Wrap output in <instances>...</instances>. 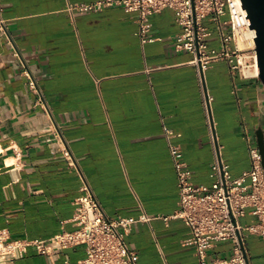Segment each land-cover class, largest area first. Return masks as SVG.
<instances>
[{"label":"crops","instance_id":"crops-1","mask_svg":"<svg viewBox=\"0 0 264 264\" xmlns=\"http://www.w3.org/2000/svg\"><path fill=\"white\" fill-rule=\"evenodd\" d=\"M95 1L0 0V230L31 243L0 264L85 259L84 246L50 241L77 230L85 186L107 217L137 221L125 237L137 264H200L195 248L184 245L190 228L173 218L179 186L164 128L176 135L170 141L181 147L195 185L214 183L212 134L231 177H241L252 166L247 138L257 143L256 131L264 130L256 67L235 69L233 57L202 70L194 54L177 49L183 30L169 8L150 16L149 42L123 7L66 11ZM206 24L209 50H219L230 27ZM248 54L240 57L252 64ZM240 222L260 223L250 211ZM233 249L232 241L215 244L208 262L229 259ZM245 249L249 264H264L262 235L250 233Z\"/></svg>","mask_w":264,"mask_h":264},{"label":"built area","instance_id":"built-area-1","mask_svg":"<svg viewBox=\"0 0 264 264\" xmlns=\"http://www.w3.org/2000/svg\"><path fill=\"white\" fill-rule=\"evenodd\" d=\"M111 7H123L127 12L135 14L140 26L138 33L144 42L153 40L149 35L152 27L150 16L168 8L174 10L176 21L183 30L177 40V49L194 54L193 62L200 64L202 70L211 60L227 58L232 62L233 57H237L235 69L244 65L246 68H258L256 33L249 28L247 12L241 0H99L70 4L66 11L70 14L92 13ZM222 16H228V20L221 22ZM207 20L217 23L219 30L225 25L230 27V34H222L219 50H209L208 40L212 31L206 24ZM5 31L6 23L0 16V37ZM241 42L244 47L240 46ZM232 43H235V47H232ZM244 51L249 53L248 59L252 60V64H245V60L240 57ZM29 86L33 90L37 89L33 79H30ZM164 132L169 141L179 186L180 207L173 218L183 220L190 228V237L184 241V245L195 248L200 264H210L208 251L219 242L232 241L234 249L231 257L217 258L211 264H249L246 239L254 232L264 237V168L258 144L252 137L247 138L252 166L241 177L234 179L212 134L214 183L211 186H197L192 182V172L184 161L181 147L170 141L176 135L167 127ZM63 157L71 158V152L65 149ZM83 192L76 202L73 218L77 230L63 232L50 241L65 248L84 246L86 257L78 264H137L138 254L129 248L125 240L127 231L137 221L132 218L107 217L88 186L83 188ZM248 211L259 218L258 225L241 224L240 220ZM147 220L145 216L138 221ZM257 226L261 229H255ZM37 243L42 245L44 242ZM30 245L26 241L11 240L6 230H0V261L18 258Z\"/></svg>","mask_w":264,"mask_h":264},{"label":"water","instance_id":"water-1","mask_svg":"<svg viewBox=\"0 0 264 264\" xmlns=\"http://www.w3.org/2000/svg\"><path fill=\"white\" fill-rule=\"evenodd\" d=\"M247 12L249 28L256 33L255 52L257 56L258 77L264 88V0H241ZM257 144L262 155L264 168V130L256 131Z\"/></svg>","mask_w":264,"mask_h":264},{"label":"bare ground","instance_id":"bare-ground-1","mask_svg":"<svg viewBox=\"0 0 264 264\" xmlns=\"http://www.w3.org/2000/svg\"><path fill=\"white\" fill-rule=\"evenodd\" d=\"M245 37H246V34L243 35V38H242L243 41L245 40ZM257 73H259V69L258 68H256V70H255V74H257Z\"/></svg>","mask_w":264,"mask_h":264},{"label":"rangeland","instance_id":"rangeland-1","mask_svg":"<svg viewBox=\"0 0 264 264\" xmlns=\"http://www.w3.org/2000/svg\"><path fill=\"white\" fill-rule=\"evenodd\" d=\"M240 46H241V47H244V44H242V42H241Z\"/></svg>","mask_w":264,"mask_h":264}]
</instances>
